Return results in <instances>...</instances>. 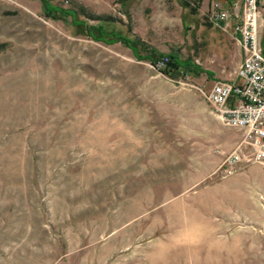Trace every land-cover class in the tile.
I'll return each instance as SVG.
<instances>
[{"label": "rangeland", "instance_id": "rangeland-1", "mask_svg": "<svg viewBox=\"0 0 264 264\" xmlns=\"http://www.w3.org/2000/svg\"><path fill=\"white\" fill-rule=\"evenodd\" d=\"M54 2L212 75L174 81L38 0H0V264H264V165L221 171L240 134L203 97L241 59L210 0Z\"/></svg>", "mask_w": 264, "mask_h": 264}, {"label": "built area", "instance_id": "built-area-1", "mask_svg": "<svg viewBox=\"0 0 264 264\" xmlns=\"http://www.w3.org/2000/svg\"><path fill=\"white\" fill-rule=\"evenodd\" d=\"M259 0H230L226 5L211 2L209 16L230 30L241 51L236 81H215L203 97L224 126L240 137L221 163L225 175L239 166L264 165V51L258 42ZM167 61L163 57L157 67Z\"/></svg>", "mask_w": 264, "mask_h": 264}, {"label": "trees", "instance_id": "trees-1", "mask_svg": "<svg viewBox=\"0 0 264 264\" xmlns=\"http://www.w3.org/2000/svg\"><path fill=\"white\" fill-rule=\"evenodd\" d=\"M38 1L40 12L45 18L53 21L69 19V23L78 33L93 41L106 44L120 43L127 47L137 60L147 61L158 72L169 79L176 81L178 78L188 74L195 76H198L199 73H205L208 76L212 75L207 71H203L190 58L183 59L175 51L167 54L159 53L154 48L147 46L139 38L126 35L114 26H109L112 23L110 17L86 14L82 8L78 10L73 7H64L54 2L55 0ZM119 2L123 6L126 4V0H119ZM179 2L181 8L189 10L191 14H195L201 0H179ZM80 15L85 17V19H81ZM90 20L96 21V23H90ZM184 28L187 29V26L184 25ZM163 57H166L167 61L163 66L157 67V63Z\"/></svg>", "mask_w": 264, "mask_h": 264}, {"label": "crops", "instance_id": "crops-1", "mask_svg": "<svg viewBox=\"0 0 264 264\" xmlns=\"http://www.w3.org/2000/svg\"><path fill=\"white\" fill-rule=\"evenodd\" d=\"M228 1H230V0H210V2L208 3V8H209L211 2H217V3L221 4V5H226ZM261 48L264 51V41H262Z\"/></svg>", "mask_w": 264, "mask_h": 264}]
</instances>
